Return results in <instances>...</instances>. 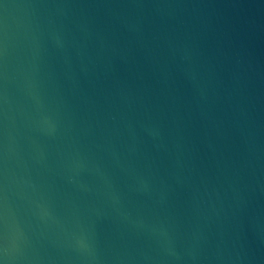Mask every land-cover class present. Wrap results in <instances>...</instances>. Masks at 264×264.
Wrapping results in <instances>:
<instances>
[{
  "label": "water",
  "instance_id": "95a60500",
  "mask_svg": "<svg viewBox=\"0 0 264 264\" xmlns=\"http://www.w3.org/2000/svg\"><path fill=\"white\" fill-rule=\"evenodd\" d=\"M0 264H264V0H0Z\"/></svg>",
  "mask_w": 264,
  "mask_h": 264
}]
</instances>
